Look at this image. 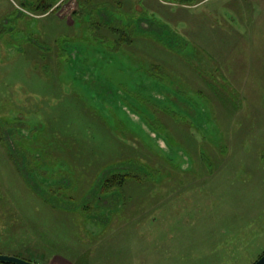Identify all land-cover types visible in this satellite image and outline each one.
Masks as SVG:
<instances>
[{
	"label": "rangeland",
	"instance_id": "obj_1",
	"mask_svg": "<svg viewBox=\"0 0 264 264\" xmlns=\"http://www.w3.org/2000/svg\"><path fill=\"white\" fill-rule=\"evenodd\" d=\"M39 1L0 0V255L253 264L264 0Z\"/></svg>",
	"mask_w": 264,
	"mask_h": 264
},
{
	"label": "trees",
	"instance_id": "obj_2",
	"mask_svg": "<svg viewBox=\"0 0 264 264\" xmlns=\"http://www.w3.org/2000/svg\"><path fill=\"white\" fill-rule=\"evenodd\" d=\"M60 1V0H59ZM64 0H62L63 2ZM91 1V0H90ZM54 5V1H48V0H40L38 3L34 4L32 6V11L34 13H39V15H43L47 12H49L52 7ZM56 11V9H55ZM51 12H54V9L51 10ZM101 23L103 24L102 26L100 25V22H97V23H93V21L90 20L89 22V26H90V29L95 32V30H101V28H105V22L104 21H101ZM132 28L133 27H129L130 29V32H132ZM147 30H150V29H154V28H146ZM112 36L115 35L117 36L116 38V43L114 45V50L115 49H118L121 45V43L125 44V43H130L131 42V35L130 34H127L126 32H124L122 29H110L109 31ZM96 33V32H95ZM95 36V35H94ZM100 39H103L99 36ZM135 176H131L130 174H112V175H106L103 179V182H102V187H101V192L102 193H107L108 191L110 192V190L112 189H116V188H121L125 181L128 180V179H131ZM0 264H12V263H0Z\"/></svg>",
	"mask_w": 264,
	"mask_h": 264
},
{
	"label": "water",
	"instance_id": "obj_3",
	"mask_svg": "<svg viewBox=\"0 0 264 264\" xmlns=\"http://www.w3.org/2000/svg\"><path fill=\"white\" fill-rule=\"evenodd\" d=\"M0 263L36 264V263L24 261L17 257L6 256V255H0ZM253 264H264V253Z\"/></svg>",
	"mask_w": 264,
	"mask_h": 264
}]
</instances>
